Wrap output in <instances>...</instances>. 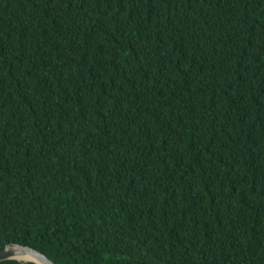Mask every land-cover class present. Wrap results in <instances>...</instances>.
Wrapping results in <instances>:
<instances>
[{"label":"trees","instance_id":"obj_1","mask_svg":"<svg viewBox=\"0 0 264 264\" xmlns=\"http://www.w3.org/2000/svg\"><path fill=\"white\" fill-rule=\"evenodd\" d=\"M10 243L264 264V0H0Z\"/></svg>","mask_w":264,"mask_h":264},{"label":"water","instance_id":"obj_2","mask_svg":"<svg viewBox=\"0 0 264 264\" xmlns=\"http://www.w3.org/2000/svg\"><path fill=\"white\" fill-rule=\"evenodd\" d=\"M19 253L21 255H27V254L31 255L35 259H33V260L20 259L18 257ZM8 259L32 261V262H35L37 264H56L51 258L46 256L41 251H39L33 247L26 246V245L19 244V243H10V244H7V245L0 247V261H4V260H8Z\"/></svg>","mask_w":264,"mask_h":264},{"label":"bare ground","instance_id":"obj_3","mask_svg":"<svg viewBox=\"0 0 264 264\" xmlns=\"http://www.w3.org/2000/svg\"><path fill=\"white\" fill-rule=\"evenodd\" d=\"M20 259H23V260H33V259H35L33 256H31V255H21L20 253H19V256H18Z\"/></svg>","mask_w":264,"mask_h":264}]
</instances>
